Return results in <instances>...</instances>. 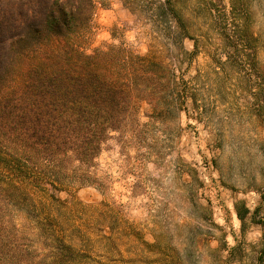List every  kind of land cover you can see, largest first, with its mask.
I'll return each mask as SVG.
<instances>
[{"label":"rangeland","instance_id":"1","mask_svg":"<svg viewBox=\"0 0 264 264\" xmlns=\"http://www.w3.org/2000/svg\"><path fill=\"white\" fill-rule=\"evenodd\" d=\"M177 1L190 36L160 49L194 100L163 119L141 103L140 125L106 141L94 181L75 191L77 215L104 264H264V0ZM230 10L255 38L231 34L227 57ZM151 37L122 0H95L90 48L124 41L145 54Z\"/></svg>","mask_w":264,"mask_h":264},{"label":"trees","instance_id":"2","mask_svg":"<svg viewBox=\"0 0 264 264\" xmlns=\"http://www.w3.org/2000/svg\"><path fill=\"white\" fill-rule=\"evenodd\" d=\"M122 1L149 23L145 54L124 41L89 47L95 0H0V264H104L89 249L75 191L94 181L106 141L140 125L141 103L163 119L194 100L160 49L190 36L178 1ZM230 13L220 31L227 57L231 34L245 36L241 46L255 38ZM179 257L143 263L184 264Z\"/></svg>","mask_w":264,"mask_h":264}]
</instances>
